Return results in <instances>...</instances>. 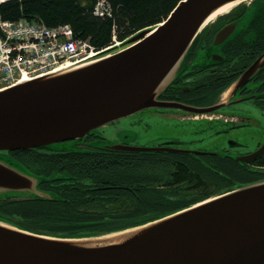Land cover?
Masks as SVG:
<instances>
[{
	"label": "water",
	"instance_id": "water-1",
	"mask_svg": "<svg viewBox=\"0 0 264 264\" xmlns=\"http://www.w3.org/2000/svg\"><path fill=\"white\" fill-rule=\"evenodd\" d=\"M244 1L182 0L165 23L138 31L124 48L111 47L0 90V152L82 139L142 109H215L162 101L160 96L180 75L212 15ZM239 22L218 31L214 46L235 35ZM262 63L264 54L239 80L249 78ZM263 154L264 147L246 160ZM18 164L0 158V200L14 198L11 194L55 200L41 191L40 176ZM0 264H264V180L135 227L93 235H46L0 219Z\"/></svg>",
	"mask_w": 264,
	"mask_h": 264
},
{
	"label": "flooded vegetation",
	"instance_id": "flooded-vegetation-1",
	"mask_svg": "<svg viewBox=\"0 0 264 264\" xmlns=\"http://www.w3.org/2000/svg\"><path fill=\"white\" fill-rule=\"evenodd\" d=\"M257 1L260 4L247 26L214 46L215 34L226 24L241 21ZM208 27L209 34L203 32L194 42L180 75L160 100L215 109L193 112L179 107H153L132 113L131 116L146 115L149 143L144 145L122 141L89 150L39 152L57 156L52 167L49 164L40 167L39 175L45 178L39 187L55 197L43 201L76 205L77 213L85 218L105 217L89 224L97 223L99 229H115L126 221H135L140 216V207L146 214L185 209L222 191L264 180V154L246 160L264 147V138L254 143L253 148L240 140L239 135L251 129L255 119L234 110L240 103L252 104L264 117V63L249 78L239 80L264 54V0L243 2ZM165 120L182 127L175 133L155 132L153 123ZM96 130L82 139L68 141L85 145L95 137ZM26 150L33 149L5 152L19 159L16 154ZM19 162L30 169L27 159ZM28 199L4 198L0 217L32 226L30 220L9 207Z\"/></svg>",
	"mask_w": 264,
	"mask_h": 264
},
{
	"label": "trees",
	"instance_id": "trees-1",
	"mask_svg": "<svg viewBox=\"0 0 264 264\" xmlns=\"http://www.w3.org/2000/svg\"><path fill=\"white\" fill-rule=\"evenodd\" d=\"M107 1L112 9L111 15L101 17L94 14L93 8L96 0H6L0 2V18L11 21H18L19 19L36 21L48 27L70 25L75 38L82 41H89L95 51H100L114 44V35L117 36L118 41L126 42L129 37L138 33V31L155 27L161 22H164L182 0ZM209 30V27H207L204 33L209 34ZM262 32L264 33V31ZM201 34L197 37V40L200 39ZM46 150H50V147L26 150L16 155L22 161H26L27 159L28 166L34 172L27 166L21 164L32 174L40 176L44 180L45 177L43 178V176L39 175L41 169L36 163L43 166L49 164L52 167L53 162L57 158L55 155L39 154V152H46ZM19 159L17 160L19 161ZM43 200L41 198H30L28 200L16 201L9 205L13 211H17L26 220H30L32 226H25L8 218L0 217V219L4 221L8 220L26 230L28 229L36 233L71 237L93 235L95 233L112 232L128 227H135L136 225L181 210L146 214L143 211L144 208L140 207V216L135 221H126L122 227L99 229L97 223H93L96 224L93 228L82 229L83 227L89 228V226H93V224H89L90 221H101L105 217L85 218L77 213L76 205L69 206L61 203L45 202ZM2 203L3 201L0 200V205ZM73 229L79 230L73 231Z\"/></svg>",
	"mask_w": 264,
	"mask_h": 264
},
{
	"label": "built area",
	"instance_id": "built-area-1",
	"mask_svg": "<svg viewBox=\"0 0 264 264\" xmlns=\"http://www.w3.org/2000/svg\"><path fill=\"white\" fill-rule=\"evenodd\" d=\"M93 10L101 17L112 12L107 0H96ZM113 41L117 44L116 35ZM101 51L75 38L70 25L48 27L36 21L0 18V90L62 70L68 61L85 60Z\"/></svg>",
	"mask_w": 264,
	"mask_h": 264
},
{
	"label": "rangeland",
	"instance_id": "rangeland-1",
	"mask_svg": "<svg viewBox=\"0 0 264 264\" xmlns=\"http://www.w3.org/2000/svg\"><path fill=\"white\" fill-rule=\"evenodd\" d=\"M246 2L248 3L249 1H246ZM259 4H260V1H257L256 4L252 5L251 7L247 9L246 16L238 24L239 25L238 30L247 26L248 21L253 16L252 13L255 12L256 7ZM116 46L117 47L114 49V51H117V49H120V48H124L127 45L125 44L118 45L117 43ZM234 110L239 114L243 113V114L249 115L250 117L252 116L255 119V122H254L255 124L252 125V128L246 129L245 132H243V134L241 133L239 135L240 140L241 139L245 140L246 143L249 145V147L253 148L254 143L264 138L263 114L258 109H256L252 104L245 105L243 103H240V105H237L236 107H234ZM145 116L144 115L130 116V117L123 118L120 121H116L115 123H110V125L108 126L106 125V126L99 127V129L95 131V137L91 138L89 142H87V144L85 145L77 146L76 142L67 141V143H56V145H52L50 150L54 152L67 151V150L78 151L81 149L89 150L90 148H99L100 146L118 144V142H122V141H128L131 144L133 143L140 144V145L147 144L149 143L146 141L147 135H148V128H147L148 121L146 120ZM153 125L155 126L154 128L155 132H159V133H163L165 132V130L175 133L178 130V128L182 127V126H177L174 121H170V120H165L164 122L156 121L153 123ZM184 130L187 131L186 125H184ZM135 137H142L143 140L139 138H135ZM207 141H211V140H207ZM209 143L210 142H208L207 144L209 145ZM0 158L1 159L3 158L4 160L10 162L13 165L17 166V164L19 163L21 167H24L14 156H11L5 151L0 152ZM36 164L38 165V167H43V165L39 163H36ZM11 195L14 196V198H11V199L21 198L20 194H11ZM4 198H9V197H4Z\"/></svg>",
	"mask_w": 264,
	"mask_h": 264
},
{
	"label": "bare ground",
	"instance_id": "bare-ground-1",
	"mask_svg": "<svg viewBox=\"0 0 264 264\" xmlns=\"http://www.w3.org/2000/svg\"><path fill=\"white\" fill-rule=\"evenodd\" d=\"M247 1V0H246ZM249 1V0H248ZM239 2H235L234 4H228V5H225V7H223L222 9L218 10L217 12L214 13V15H212L211 17V20L210 22H213L219 15H222V14H225L226 12H228L229 10H231L232 8H235L236 5H239L238 4ZM86 60V59H85ZM85 60H79L77 62H66L65 66L66 67H70L72 65H75V63H78V62H83ZM65 68V67H64ZM29 80V79H27ZM27 80H24V81H27Z\"/></svg>",
	"mask_w": 264,
	"mask_h": 264
}]
</instances>
